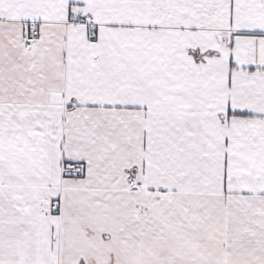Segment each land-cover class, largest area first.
Listing matches in <instances>:
<instances>
[{
    "label": "snow or ice",
    "instance_id": "obj_1",
    "mask_svg": "<svg viewBox=\"0 0 264 264\" xmlns=\"http://www.w3.org/2000/svg\"><path fill=\"white\" fill-rule=\"evenodd\" d=\"M0 264H264V0H0Z\"/></svg>",
    "mask_w": 264,
    "mask_h": 264
}]
</instances>
